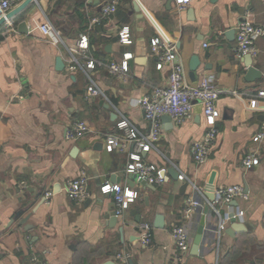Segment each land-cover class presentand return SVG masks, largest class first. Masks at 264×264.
<instances>
[{"label": "crops", "instance_id": "0c3cea01", "mask_svg": "<svg viewBox=\"0 0 264 264\" xmlns=\"http://www.w3.org/2000/svg\"><path fill=\"white\" fill-rule=\"evenodd\" d=\"M23 1L13 0L11 10ZM112 1L118 2L116 12L102 18V7ZM248 14L264 25V0H192L183 9L177 0H35L1 26L0 264H122L119 253L129 264H264V140L253 141L264 122V100L257 95L264 87V36L253 56L262 77L249 80L245 56H236L233 32ZM21 22L26 29L19 27ZM45 23L60 33L59 42L43 32ZM124 25L130 26L132 44L119 41ZM83 34L89 37L87 50L77 47ZM155 37L175 46L174 63L184 65L188 85L211 74L220 90L218 134L202 163L191 148L207 130L203 106L197 102L193 117L182 123L161 116L160 138L142 156L166 170L163 184L129 181L126 167L135 142L106 148L107 136L124 135L117 125L123 118L142 135L152 129L134 102L169 83L172 64L157 67L166 48L154 51ZM125 53L132 57L126 78H120L107 64L120 62ZM73 54L103 62L91 71L102 95L88 94L85 71L70 68ZM195 55L200 65L192 75ZM58 58L64 62L61 68ZM79 122L90 132L75 138ZM250 152L261 161L246 169L242 161ZM171 168L184 180L173 177ZM83 173L89 195L77 202L66 186ZM213 173L216 195L233 185L242 186V194L229 202L211 200L205 188ZM106 182L138 192L124 216L116 215L113 194L101 191ZM189 198L204 204L186 218ZM237 211L245 227L230 234L227 214ZM158 215L163 227L156 225ZM204 217L203 240L194 253ZM143 221L153 226L150 245L141 239ZM175 225L189 233L186 251L173 239Z\"/></svg>", "mask_w": 264, "mask_h": 264}, {"label": "built area", "instance_id": "2783aa9c", "mask_svg": "<svg viewBox=\"0 0 264 264\" xmlns=\"http://www.w3.org/2000/svg\"><path fill=\"white\" fill-rule=\"evenodd\" d=\"M192 0H177L180 9L185 8ZM118 6L117 1L107 2L102 7V18H108L116 12ZM13 7V0H0V15H5ZM99 18H94L93 22H98ZM42 30L48 34L54 42H59L60 33L53 28L49 23L42 25ZM236 56L242 58L246 55L255 56L258 52L256 42L264 36V25L255 22L251 15H246L243 20L236 26ZM119 41L122 44H132L130 26L124 25L119 30ZM89 37L86 34L81 35L77 42L78 49L87 50L89 48ZM162 47L166 48V52L159 56L157 67L162 69L165 64H172L169 83L165 87L157 86L148 95L136 100L135 105L141 106L145 111L146 118L152 123V129L148 135H142L127 118L120 120L118 128L124 132L123 136L109 135L106 139V148L108 151H113L116 148L124 147L128 142H135L134 151L130 155V160L126 167V172L135 174L138 178L145 179L152 184H163L167 181L166 170L159 168L153 163L146 162L142 153L149 151L154 143L160 138L162 127L160 118L163 115L171 116L177 123H182L185 120L192 118L194 114V106L198 102L203 106L205 123L207 130L202 139L196 140L192 145V154L197 163L204 162L210 152L211 144L217 137L218 128L217 122L220 117V111L217 108L216 101L220 95V90L213 82L214 76L211 74L204 75L198 84L188 85L186 83L185 67L181 63H174L176 58L175 46H168L161 37H155L152 40V48L154 51H160ZM76 51V49H75ZM131 53H125L120 62H111L107 64L109 71L120 77L126 78L129 72V59ZM70 68L79 67L83 69L89 80L87 92L91 96H100L103 91L91 74L97 66L104 65L103 62L96 60L90 55L83 56L73 54ZM264 100V87L257 94ZM90 132V128L84 122H79L76 126L74 137L83 136ZM264 140V122L261 129L253 137L254 142H262ZM261 158L256 152H250L243 158V166L246 169H251L258 165ZM181 180H184L183 175H179ZM89 178L83 173L79 177L68 181L66 190L68 195L77 202H82L88 195ZM101 191L105 194H113L116 202V215L124 216L138 197V192L130 187H124L121 184H113L106 182L101 186ZM243 187L240 185L228 186L220 189L217 192L216 202H229L235 197L241 195ZM50 194V193H49ZM204 202L200 199L189 198L183 208V214L186 218L192 217L195 211L203 206ZM242 212H234V217L237 220L242 219ZM230 220V217L227 216ZM224 224H221L220 229H224ZM141 231V239L143 244L150 245L152 241L151 231L152 224L148 221L139 223ZM171 234L177 246L186 251L190 246V236L183 225H175L171 229ZM118 258L122 264H129L128 257L119 253Z\"/></svg>", "mask_w": 264, "mask_h": 264}, {"label": "water", "instance_id": "95a60500", "mask_svg": "<svg viewBox=\"0 0 264 264\" xmlns=\"http://www.w3.org/2000/svg\"><path fill=\"white\" fill-rule=\"evenodd\" d=\"M34 1L35 0H24L21 4H19L18 6L13 8L12 10H9L5 15L1 16L0 17V28L4 24H6L8 22V20H12L16 15H18L19 13L24 11ZM19 27L26 29V22H21ZM233 32L235 33V30ZM245 58H246L245 63L248 67L247 78L249 80H254L256 78L262 77L261 70H259L255 65H253V57L251 55H246ZM63 65H64V62H63L62 58H58L57 59V66L61 68V67H63ZM199 65H200L199 57L196 55L193 56L192 61H191V65H190V71H191L192 75H195L197 73ZM76 151H77V149L74 148L73 151L71 152V155H75ZM169 172L173 177H175V178L179 177V172L175 168H171L169 170ZM214 179H215V173H213L211 175L210 180L208 182V185L205 188L207 191V195L211 200L216 199V187L214 184ZM136 180H139V181L144 182V183L147 182L145 179L138 178L137 175L130 173L129 181L134 182ZM209 209H210V205H207L205 207V214H207L209 212ZM227 215H228V217H230V220L232 223L231 226L229 228H227L228 233L231 234L233 231H238L239 229H241V228L243 229L245 227L244 223L238 221L234 217V212H231ZM157 220H158V222L156 223L157 227H163L164 223H163V218L161 215L157 216ZM204 231H205V217L203 218L201 225L198 228L197 235L195 236V239H194V243H193V252L194 253L199 252V247H200V244L203 240Z\"/></svg>", "mask_w": 264, "mask_h": 264}]
</instances>
